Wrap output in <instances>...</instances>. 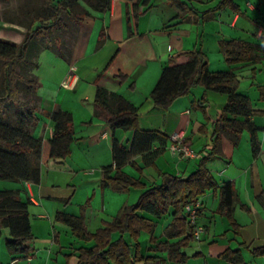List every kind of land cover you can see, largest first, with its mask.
I'll return each instance as SVG.
<instances>
[{"label":"crops","instance_id":"1","mask_svg":"<svg viewBox=\"0 0 264 264\" xmlns=\"http://www.w3.org/2000/svg\"><path fill=\"white\" fill-rule=\"evenodd\" d=\"M179 1L185 4L186 11L170 0H149L147 4L144 0H111L108 11H93L94 18L84 22L70 61L51 54L54 67L62 70L60 85L65 80L77 79L75 86L67 89L81 103L78 109L68 111L73 116L76 141L71 144V153L66 159L51 160L42 166L40 184L12 183L6 188L18 190L22 197L30 199L29 214L35 239L29 243L33 250L30 258L13 261L8 252V263L0 259V264H77L78 250L92 244L76 238L68 225L56 219L57 213L81 218L87 230L95 233L139 198L141 192L132 194V189L117 191L102 186L103 168L114 163L113 133L104 121L95 117L98 88L121 95L134 105L139 110V129L167 136L165 147L159 142L152 145V151L161 146L165 150L153 164L149 165L151 162L144 160L143 154H134L130 162L135 166L129 163L123 169L148 187L161 184V174L188 177L197 170L199 160L212 150L215 123L228 102L227 95L199 87L177 99L168 111L158 109L150 95L171 61L177 63L183 54L201 47L209 59V69L212 72L234 69L240 81L239 92L251 99L241 87L243 79H250L255 85L259 74L264 73V0H233L235 9L221 7L222 0ZM102 32L104 41L100 43ZM24 36L25 29L16 25L0 29L1 39L18 44ZM233 39L256 45L263 54L262 61L229 66L220 41ZM45 52L49 51L41 55ZM40 88L38 80L35 136L49 140L54 131L50 113L62 108L58 101H49L51 95L43 97ZM263 89L264 84H259L260 100ZM194 102H204L205 113L196 109ZM254 107L262 113L253 119L263 129L259 134L258 157L253 155L250 134L245 131L249 136L244 132L236 148L224 138V155L207 165L220 186L227 182L235 184L234 218L240 225L239 234H235L229 218L218 213L219 191H208L198 199V223L205 228V233L200 240L182 249L188 259L184 263L171 262L169 251L157 249L159 244L181 240L170 238L172 211L161 219L145 213L144 216L156 222V228L153 235L141 232L138 242L144 259L136 264H231L221 257L228 250H240L242 264H264V257L251 253V249L264 244V209L257 200L264 193V108ZM181 131L198 154L196 159H185L170 152V136ZM114 135L127 150L131 149L134 132L117 130ZM113 238L117 240L119 234Z\"/></svg>","mask_w":264,"mask_h":264},{"label":"trees","instance_id":"2","mask_svg":"<svg viewBox=\"0 0 264 264\" xmlns=\"http://www.w3.org/2000/svg\"><path fill=\"white\" fill-rule=\"evenodd\" d=\"M10 1V0H5ZM26 0L21 8L24 20L7 22L26 30L21 43L0 38V62L3 63L2 90H0V181L11 183L40 184L42 166L51 160L66 159L70 153L74 138V120L70 112L58 109L50 113L54 123L53 137L49 140L36 137L31 131L38 124L37 110L20 100L21 89L37 97L39 57L44 51H51L60 58L70 61L72 50L65 53L63 32L72 28L79 34L87 19L94 18L91 11L83 6L87 3L94 12L104 13L111 8V0ZM174 6L186 11L185 4L179 0H170ZM149 0H144L147 4ZM221 7L237 6L233 0H222ZM66 17V19H65ZM206 17V16H205ZM204 17V18H205ZM104 41V32L101 33ZM221 50L226 54L229 66L257 64L263 54L254 44L242 40H221ZM35 54L37 60L31 61ZM179 62L171 61L162 71L160 79L150 98L154 105L168 111L173 103L193 89L203 87L228 96V102L216 121L212 150L198 162L197 170L188 177L161 174V184L147 186L127 175L123 169L135 154H143L144 160L153 164L154 160L165 152L167 136L156 131L139 129V110L121 95L98 88L94 100L95 117L101 119L109 127L112 136L114 163L103 168L102 186L117 191L138 189L141 194L136 203L125 207L112 221L95 233L87 230L81 218L58 212L56 219L68 225L73 235L92 244L78 250L77 264H136L143 260L138 240L141 232L153 235L156 222L144 214L161 219L172 211L170 238L181 239L174 244H159L157 249L169 251V261L184 263L188 257L182 253L194 240V228L191 226L186 206L196 204L199 197L208 191L220 194L218 213L227 216L235 234H239L240 225L234 218V205L237 201L236 187L233 182L220 186L208 168V163L223 156V139L226 138L233 148L238 147L242 134H250L253 155L261 153L259 134L263 131L253 119L262 114L256 111L251 99L239 92L240 81L234 69L212 72L209 59L201 47L186 52ZM31 69L28 77L18 72L21 64ZM125 77L121 76V79ZM264 101V89L261 93ZM193 106L205 113L204 102H194ZM117 130L134 132L133 146L127 150L115 137ZM162 146L152 151L154 143ZM264 209V193L257 198ZM28 197H22L18 190H0V239L3 231L8 230L10 238L6 247L13 261L28 259L33 250L29 243L35 239L31 228ZM119 234L115 240L113 237ZM153 242H156L154 237ZM242 247L245 244H240ZM134 248V249H133ZM255 257H264V244L251 249ZM231 264H242L240 250H228L222 256ZM68 264V263H67Z\"/></svg>","mask_w":264,"mask_h":264},{"label":"rangeland","instance_id":"3","mask_svg":"<svg viewBox=\"0 0 264 264\" xmlns=\"http://www.w3.org/2000/svg\"><path fill=\"white\" fill-rule=\"evenodd\" d=\"M25 2L26 0H10V1L0 0V29L4 27L13 26V24H10L9 22H7L8 19L10 20L17 19L19 23L23 22L24 15L21 12V8ZM38 4H40V2L38 0H35L34 6L37 7ZM83 6L87 8L89 11L93 12L92 9L89 8V5L87 3H83ZM71 28L72 29L69 32L62 33L64 47L66 48V51H65L66 54L68 50L73 51V47L75 46L79 38V34L76 32L74 27L72 26ZM201 43H202V39H201ZM51 54H53V52L51 53V51L43 53L39 61L40 67L37 71V74L39 76V83L41 87L40 89L42 93L41 95L43 97L46 94L51 95V98L49 99V101H52V102L58 101V105H60V107L66 111H70L69 109L76 110L79 108L81 103L79 104L80 101L75 99V94L72 91L62 88V84L60 85L58 83V79H60L59 77H60L62 70L60 69V67H57V68L54 67L53 62H52L53 57H51L53 55ZM36 60H37L36 55L33 54L31 56V61L33 62ZM27 64L25 63L21 64L18 67V72L29 78L31 74V69H29ZM2 81H3V63L0 62V90H2ZM259 84H264V73L259 74L257 80H255V85H252V82L250 79H243L241 91H245L250 95L252 102L256 107L264 108V101L259 99V90H258ZM60 92L62 93L60 94ZM20 100L22 102H25L29 106H34L36 109L38 107V98L35 95H32L31 92H28L26 90V86L21 89ZM31 131L35 135V128H33ZM40 134H41L40 132L37 133L38 136ZM246 136H249L248 133H246ZM68 161H71V160L68 159ZM130 168H133L137 173H139L138 170L134 168L133 166H130ZM11 184H12L11 182L0 181V190L6 189ZM139 192L140 191L138 189H132V194L138 195ZM81 199H83V197L79 198V200ZM9 238H10V235L8 233V230H4L2 237L0 239V259L4 263H8L7 262L8 250L6 247V241ZM253 264H258V263L256 262Z\"/></svg>","mask_w":264,"mask_h":264},{"label":"built area","instance_id":"4","mask_svg":"<svg viewBox=\"0 0 264 264\" xmlns=\"http://www.w3.org/2000/svg\"><path fill=\"white\" fill-rule=\"evenodd\" d=\"M72 70H75L73 68ZM77 79L74 77L71 80H65L62 83V88L70 89L75 86ZM171 145H170V152L173 155L185 158V159H196L198 154L195 150L192 149L191 145L187 142L186 133L175 132L170 136ZM200 204L197 201L196 204H191L186 206V212L188 213L189 222L191 226L194 228V238L195 240H200L202 235L205 233V228L198 223V210Z\"/></svg>","mask_w":264,"mask_h":264}]
</instances>
